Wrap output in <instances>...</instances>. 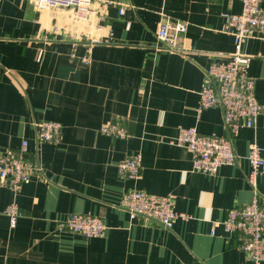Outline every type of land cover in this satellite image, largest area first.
Masks as SVG:
<instances>
[{"label": "crops", "instance_id": "crops-1", "mask_svg": "<svg viewBox=\"0 0 264 264\" xmlns=\"http://www.w3.org/2000/svg\"><path fill=\"white\" fill-rule=\"evenodd\" d=\"M92 10L78 21L37 0H0V153L27 141L24 156L38 168L17 192L0 179V264H253L221 222L253 200L248 154L257 145L264 156V112L234 139L236 163L215 175L195 172L192 153L167 143L180 127L227 134L220 108L197 109L207 70L235 51L224 15L240 14L241 2L94 0ZM167 21L187 25L175 51L157 39ZM242 52L264 107V34ZM43 121L61 124L60 142H37ZM113 123L128 137L102 134ZM137 155L140 179L122 178L119 163ZM132 190L171 196L187 218L172 229L133 219L120 208ZM257 190L264 201V176ZM12 204L22 214L14 230L4 214ZM72 214L102 219L104 236L56 232Z\"/></svg>", "mask_w": 264, "mask_h": 264}, {"label": "built area", "instance_id": "built-area-1", "mask_svg": "<svg viewBox=\"0 0 264 264\" xmlns=\"http://www.w3.org/2000/svg\"><path fill=\"white\" fill-rule=\"evenodd\" d=\"M242 4L240 14H225V24L234 39L235 51L226 62L212 64L207 70V82L200 93L198 113L210 108H220L223 112L225 136L200 134L195 127L178 129V136L167 143L185 148L193 155V169L198 173L215 175L223 166L234 165L237 161L234 139L241 128L256 127L264 107L256 96L255 80L249 76L250 57L242 52L243 43L254 33L264 34L263 0H238ZM94 0H37L39 9H63L72 12L74 20H87L92 14ZM125 13V9L120 11ZM187 25L181 22L162 23L157 39L164 50L175 51L177 39L185 33ZM89 59L85 63L89 64ZM38 143H58L62 126L53 121L35 122ZM102 134L112 138L125 139L126 129L113 123L101 129ZM27 141H23L19 153H0V179L8 183L13 191H19L22 184L38 172L36 165L25 158ZM251 172L248 184L254 191L253 200L246 205H238L227 212L221 222L226 233L239 238V248L246 253L253 264L264 262V201L257 190V179L264 176V156L262 149L252 145L248 154ZM141 156L127 158L118 165L122 178L138 180L141 177ZM120 208L134 218L155 221L167 229H172L179 219L187 216L175 210L171 196L151 195L132 190L123 195ZM4 214L9 219L10 228L17 227L21 217L20 208L12 204ZM106 227L99 217L89 214H72L56 222V232L72 234L84 238H101Z\"/></svg>", "mask_w": 264, "mask_h": 264}]
</instances>
